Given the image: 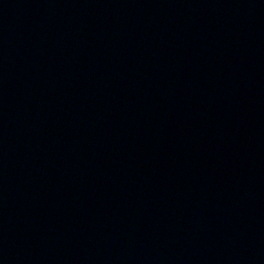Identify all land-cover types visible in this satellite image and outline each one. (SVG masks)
I'll use <instances>...</instances> for the list:
<instances>
[{
  "label": "water",
  "instance_id": "1",
  "mask_svg": "<svg viewBox=\"0 0 264 264\" xmlns=\"http://www.w3.org/2000/svg\"><path fill=\"white\" fill-rule=\"evenodd\" d=\"M129 264H264V145L209 186Z\"/></svg>",
  "mask_w": 264,
  "mask_h": 264
}]
</instances>
